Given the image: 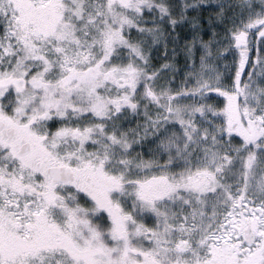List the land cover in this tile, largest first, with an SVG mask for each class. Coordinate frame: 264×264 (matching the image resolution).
I'll list each match as a JSON object with an SVG mask.
<instances>
[{
	"label": "snow or ice",
	"instance_id": "1",
	"mask_svg": "<svg viewBox=\"0 0 264 264\" xmlns=\"http://www.w3.org/2000/svg\"><path fill=\"white\" fill-rule=\"evenodd\" d=\"M0 264H264V0H0Z\"/></svg>",
	"mask_w": 264,
	"mask_h": 264
}]
</instances>
